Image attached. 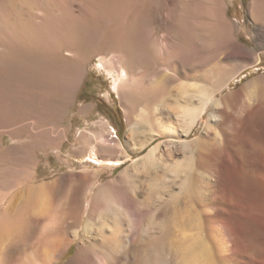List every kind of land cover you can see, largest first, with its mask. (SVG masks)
Wrapping results in <instances>:
<instances>
[{
  "label": "rangeland",
  "instance_id": "374dc122",
  "mask_svg": "<svg viewBox=\"0 0 264 264\" xmlns=\"http://www.w3.org/2000/svg\"><path fill=\"white\" fill-rule=\"evenodd\" d=\"M255 4L256 0H224L227 22L240 42L253 50L238 57L225 45H209L208 29L213 23L206 0H0V264H42L34 253L46 252L56 234L64 238H72L76 230L83 234L88 213L76 222L60 209L48 208L42 186L68 174L93 173L90 185L95 189L116 180L131 162L113 170L94 166L90 150L103 145V137H115L123 143L124 153L141 157L167 139L158 136L154 127V107L185 101L180 92L183 85L229 82L223 92L216 89L218 99L264 75V16L255 20L260 16ZM14 11L41 30L54 29L49 40L65 57L63 70L68 77L63 82L47 70V78H38L41 71L31 63L32 56L40 53L35 43L28 50L20 46L22 57L17 56L12 40ZM19 59L25 62L20 64ZM101 59L129 72L119 92L113 76L98 67ZM210 113L208 109L205 117ZM161 116L173 117L167 110ZM132 125L137 128L136 148L148 143L144 149L132 151L127 146ZM204 128L200 121L186 140L199 139ZM122 150L102 148V155L115 159ZM163 176L160 171L150 178L159 182ZM150 178L133 180L144 222L152 210L173 203L148 186ZM63 200L61 196L58 201ZM96 228L91 236L103 242L101 228ZM157 237L143 238L111 256L116 264H145L148 250L160 242ZM79 238L52 264H71Z\"/></svg>",
  "mask_w": 264,
  "mask_h": 264
},
{
  "label": "bare ground",
  "instance_id": "6f19581e",
  "mask_svg": "<svg viewBox=\"0 0 264 264\" xmlns=\"http://www.w3.org/2000/svg\"><path fill=\"white\" fill-rule=\"evenodd\" d=\"M206 3L213 23L208 29L209 45H225L231 55L238 57L253 52L240 42L227 22L224 0ZM256 4L260 16L255 20L259 22L264 16V0H256ZM13 13L12 40L17 56L22 57L21 51L31 49L35 43L40 53L32 56L31 63L41 71L38 78H47L48 71L63 82L67 76L63 70L65 57L49 40L54 29L41 30L21 12ZM23 61L19 59L18 63ZM106 63L101 59L98 67L113 76L114 88L119 92L130 74L123 67L114 69ZM223 82L226 83L219 80L213 86L202 84L195 88L183 85L180 92L185 101L175 106L163 102L155 106L154 127L158 136L167 139L157 142L141 157L124 153L123 143L113 136L103 137V145L93 146L90 161L98 168L113 170L127 160L131 162L116 180L95 189L90 185L93 173H83L44 184L48 208H58L76 222L88 213L89 220L82 235L77 230L72 238L56 234L46 252L36 250L40 263H56L79 236L77 257L71 264H116L113 251L116 254L143 238L159 235L160 242L150 248L151 252L148 250L145 264H264V75L216 99V89L223 92L231 85ZM208 109L211 113L206 118ZM165 110L173 117L161 116ZM200 121L205 123L200 138L186 140ZM136 130L132 125L126 136L132 151L148 145L136 148ZM102 148L122 152L118 158H105ZM160 171L165 176L154 182L150 177ZM143 176L152 179L148 186L161 191L165 202H173L166 209H150L151 213L148 210L147 222L143 220L144 210L138 207V188L133 186V180ZM61 196L64 200L59 203ZM96 225L101 228L103 242L91 236L97 231Z\"/></svg>",
  "mask_w": 264,
  "mask_h": 264
}]
</instances>
